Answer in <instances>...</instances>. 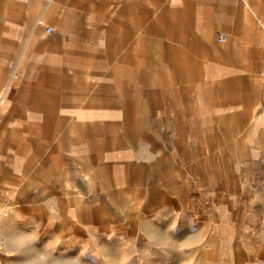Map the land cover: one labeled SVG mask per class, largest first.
Listing matches in <instances>:
<instances>
[{
	"label": "crops",
	"instance_id": "1",
	"mask_svg": "<svg viewBox=\"0 0 264 264\" xmlns=\"http://www.w3.org/2000/svg\"><path fill=\"white\" fill-rule=\"evenodd\" d=\"M12 198L0 264H29L11 242H38L28 215L63 202L85 215L68 224L123 217L132 238L264 240V0H0V209ZM108 203L116 218L92 217Z\"/></svg>",
	"mask_w": 264,
	"mask_h": 264
},
{
	"label": "rangeland",
	"instance_id": "2",
	"mask_svg": "<svg viewBox=\"0 0 264 264\" xmlns=\"http://www.w3.org/2000/svg\"><path fill=\"white\" fill-rule=\"evenodd\" d=\"M72 189L81 199H89L85 186H74ZM60 197L63 198V195ZM10 201L8 208L0 209V222L17 216L14 211L17 201L13 198ZM54 207L31 211L35 214L28 215L32 223H36L37 219L44 221L42 226L31 224L24 228L25 233L38 234V242H11V248L23 258L26 257L29 264H264V240L252 241L249 236L244 238L240 235L237 241L228 243L226 248L212 252V245L208 241H186L176 225L169 227L166 234L160 235L155 232V227L141 225L137 229L140 235L132 238V234L127 231L128 235L123 236L125 220L123 217L116 218L110 203L105 204L101 212H92V217L99 220L106 217L105 214L116 218L115 222H110L108 231L99 225L93 229L80 224L70 225L67 219L75 216L74 212L68 210L64 202ZM75 217L82 219L85 215L81 212ZM59 221L62 223L60 227L54 225ZM64 221L67 223L64 224ZM2 226L0 228L9 229L11 233L15 231V226ZM260 231L264 233V226L260 227ZM57 234L61 236L60 241L52 240V236ZM105 234H108V240L101 238ZM129 235L130 239L127 240ZM118 237H125V240H118ZM4 240V235H1L0 245L4 244Z\"/></svg>",
	"mask_w": 264,
	"mask_h": 264
},
{
	"label": "built area",
	"instance_id": "3",
	"mask_svg": "<svg viewBox=\"0 0 264 264\" xmlns=\"http://www.w3.org/2000/svg\"><path fill=\"white\" fill-rule=\"evenodd\" d=\"M47 32H50L51 30H52V28L51 27H47ZM218 40L220 41V42H223V41H225V37H223V35H219L218 36Z\"/></svg>",
	"mask_w": 264,
	"mask_h": 264
}]
</instances>
